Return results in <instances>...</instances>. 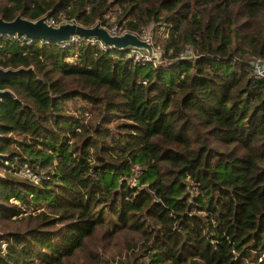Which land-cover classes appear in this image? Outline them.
<instances>
[{
  "label": "trees",
  "instance_id": "trees-1",
  "mask_svg": "<svg viewBox=\"0 0 264 264\" xmlns=\"http://www.w3.org/2000/svg\"><path fill=\"white\" fill-rule=\"evenodd\" d=\"M17 14L151 27L161 57L0 37V264H264V0H0Z\"/></svg>",
  "mask_w": 264,
  "mask_h": 264
},
{
  "label": "water",
  "instance_id": "water-1",
  "mask_svg": "<svg viewBox=\"0 0 264 264\" xmlns=\"http://www.w3.org/2000/svg\"><path fill=\"white\" fill-rule=\"evenodd\" d=\"M0 32L24 34L31 38L61 41L66 40L72 33H78L84 37L96 36L103 42L110 44L115 49L126 51L132 47L146 50L150 55L159 58L160 51L154 50L153 44L139 37L137 33L125 31L122 34H112L105 26L95 23L91 26H84L74 21H63L57 25L46 21V16H40L36 19H29L17 14L14 18L5 20L0 17ZM13 71L10 68H1L0 74ZM5 94H13L9 89H0V97ZM2 153H0V158Z\"/></svg>",
  "mask_w": 264,
  "mask_h": 264
},
{
  "label": "built area",
  "instance_id": "built-area-1",
  "mask_svg": "<svg viewBox=\"0 0 264 264\" xmlns=\"http://www.w3.org/2000/svg\"><path fill=\"white\" fill-rule=\"evenodd\" d=\"M46 21L50 24L57 25L60 22L67 21V20L63 19L62 21L57 22V20H54L51 17H46ZM106 28L112 34H122L123 32L127 31L125 29L120 28L116 23H114L111 27H106ZM135 33H137V32H135ZM137 35L139 37L147 40V41H149L150 39L152 41L151 33L148 32L147 28H143L142 32L140 34L137 33ZM1 36H4L8 39H16L19 42H26V43H29L32 40L31 37H28L24 34L18 35L16 33H2V32H0V37ZM83 39H85L86 41H89L92 44L99 45V47L103 50H108V49L112 48V46L110 44L103 42L100 38H98L96 36L84 37L78 33H72L68 39L57 41V42L61 46L65 47V46H69L73 43H78V42L82 41ZM41 41L48 42L50 40H42L41 39ZM154 49L157 50L156 47H154ZM125 52H126V56L131 57L133 59V61H135V62H141V63L153 62V63H156L158 61L157 58L153 57L146 50H143V49H138V48L132 47V48L126 50ZM189 53H190V50L188 48H184L178 57L179 58L186 57ZM252 66H253L252 70H253V76L254 77L260 78V77L264 76V62L263 61L252 63Z\"/></svg>",
  "mask_w": 264,
  "mask_h": 264
},
{
  "label": "rangeland",
  "instance_id": "rangeland-1",
  "mask_svg": "<svg viewBox=\"0 0 264 264\" xmlns=\"http://www.w3.org/2000/svg\"><path fill=\"white\" fill-rule=\"evenodd\" d=\"M147 30H148V32L149 33H151V36H152V40H154V37H153V30H152V28L151 27H147ZM151 31V32H150ZM149 42L150 43H152L153 44V42L151 41V39L149 40ZM154 47V46H153ZM156 49H157V47H156ZM155 50V49H154ZM156 51H160V50H156ZM161 52V51H160ZM160 57H161V55H160ZM160 57L158 58V60L160 59ZM6 162V161H5ZM137 183V182H136ZM155 264H183L182 262H175V261H173V260H171V259H169V258H165V259H163V261L162 262H159V263H155Z\"/></svg>",
  "mask_w": 264,
  "mask_h": 264
}]
</instances>
